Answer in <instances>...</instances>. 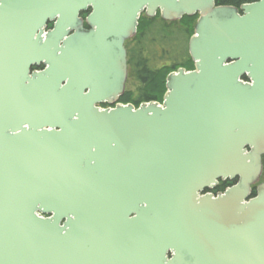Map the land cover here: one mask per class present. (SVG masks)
Returning a JSON list of instances; mask_svg holds the SVG:
<instances>
[{"label":"water","instance_id":"obj_1","mask_svg":"<svg viewBox=\"0 0 264 264\" xmlns=\"http://www.w3.org/2000/svg\"><path fill=\"white\" fill-rule=\"evenodd\" d=\"M158 11L194 69L124 105ZM263 157L264 0H0V264H264Z\"/></svg>","mask_w":264,"mask_h":264},{"label":"trees","instance_id":"obj_2","mask_svg":"<svg viewBox=\"0 0 264 264\" xmlns=\"http://www.w3.org/2000/svg\"><path fill=\"white\" fill-rule=\"evenodd\" d=\"M242 0H216L217 6H238ZM194 18H183L180 22L170 23L167 28L165 22L157 23L159 27H154V21L141 19L139 22L137 38L132 41L134 45L129 48V66H131V77L139 83L137 96L134 97L130 93L120 99L122 104H133L138 108L142 103L156 101L162 103L163 96L166 92V79L172 72L179 68L193 70V62L188 53V42L194 32ZM151 22V23H150ZM160 46L159 53L153 56L170 55L171 62L160 68L151 63V46L154 44ZM168 43L172 47H168ZM182 47L185 51V57L181 59H172V49L176 46ZM165 45L163 48L162 46ZM186 49V50H185ZM167 58V56L165 57ZM264 165V162H263ZM222 186L220 188L223 189ZM255 196V189L253 197Z\"/></svg>","mask_w":264,"mask_h":264},{"label":"flooded vegetation","instance_id":"obj_3","mask_svg":"<svg viewBox=\"0 0 264 264\" xmlns=\"http://www.w3.org/2000/svg\"><path fill=\"white\" fill-rule=\"evenodd\" d=\"M256 2H258V0H242L240 3H239V5L238 6H232V7H235V8H237V9H241V7L242 6H244V5H248V4H253V3H256ZM92 13V8L91 7H88L87 8V10H85V11H81L80 13H79V15H78V18L80 19V20H82V27H83V29L84 30H90L91 28L88 26V24H87V17L90 15ZM241 14H242V12H240ZM197 17V19H198V16H196ZM148 19V20H152V21H157L158 19H160L161 21H163L162 20V18H161V15H160V12L158 11L157 12V15H156V17H154V18H147L146 16H145V13H143L142 15H141V19ZM140 19V20H141ZM164 22V21H163ZM166 23V22H165ZM54 26H55V22H48L47 23V27H46V32H48V31H51V30H53L54 29ZM75 33V30H72V32H70V34H69V36H71V35H73ZM137 38V36L133 39V40H131V41H134L135 39ZM60 46H62V43H60ZM126 48H127V55H128V64H129V48H128V42L126 43ZM129 66V65H128ZM45 69V66L43 65V64H40L39 66H37V65H35V66H33L32 68H31V72H34V71H43ZM245 80H246V78H244ZM102 108H104V109H106V108H108V106L107 105H102L101 106ZM263 162H264V158H263ZM237 183V180H234V181H226V182H220L219 183V185L216 187V189H214L213 191H205L203 194H208V193H211V194H214V195H217L218 193H222V192H224L227 188H229V187H232L233 185H235ZM224 187L223 189H221L220 190V188L221 187Z\"/></svg>","mask_w":264,"mask_h":264},{"label":"rangeland","instance_id":"obj_4","mask_svg":"<svg viewBox=\"0 0 264 264\" xmlns=\"http://www.w3.org/2000/svg\"><path fill=\"white\" fill-rule=\"evenodd\" d=\"M144 21H146V19L144 18ZM162 21L160 19H158L157 21L155 20L153 23L154 25L155 24H159L161 23ZM197 22V19L194 20V24H196ZM151 23V22H150ZM155 25L154 27H159L160 25ZM166 27L168 28L170 23H165ZM195 26V25H194ZM154 44V43H153ZM134 44L129 42L128 43V48L132 47ZM179 46H176L177 48H174L172 49V59H181V58H184L185 57V51L182 47H180V43H178ZM163 48L165 47V45L162 46ZM168 47H172V44L171 43H168ZM151 55H152V58H151V63L153 65H156L160 68L161 66H165L166 64H170V60L171 59V56L170 55H166L167 58H165L166 56L164 55H159L158 57H154L153 59V56L154 55H157L159 53L160 50V46H158L157 44H154L151 46ZM186 50V49H185ZM131 66H129V77H128V81H127V85H126V92L127 93H130L132 94L134 97L137 96V92H138V88H139V83L137 81H135L131 75H130V72H131ZM261 181H264V172H263V176H262V180Z\"/></svg>","mask_w":264,"mask_h":264}]
</instances>
